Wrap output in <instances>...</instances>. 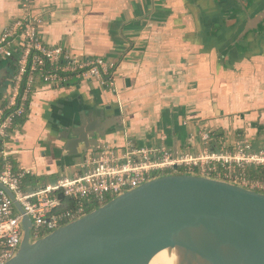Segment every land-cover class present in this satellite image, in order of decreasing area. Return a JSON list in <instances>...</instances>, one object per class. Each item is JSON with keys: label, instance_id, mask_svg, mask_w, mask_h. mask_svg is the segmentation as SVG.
I'll return each mask as SVG.
<instances>
[{"label": "crops", "instance_id": "crops-1", "mask_svg": "<svg viewBox=\"0 0 264 264\" xmlns=\"http://www.w3.org/2000/svg\"><path fill=\"white\" fill-rule=\"evenodd\" d=\"M23 2L0 0V36L23 16ZM31 4L44 19L41 37L49 47L111 60L119 69L106 85L75 79L62 88L37 84L28 114L0 146L2 165L32 170L28 177L37 187L26 186L29 194L75 172L105 145L120 154L132 147L198 155L205 148L202 134L210 133L217 150L246 140L254 152L264 149V0ZM9 77V62L0 60V106L10 95ZM101 113L109 129L98 151H67V130L80 126L84 115Z\"/></svg>", "mask_w": 264, "mask_h": 264}, {"label": "built area", "instance_id": "built-area-1", "mask_svg": "<svg viewBox=\"0 0 264 264\" xmlns=\"http://www.w3.org/2000/svg\"><path fill=\"white\" fill-rule=\"evenodd\" d=\"M23 16L0 36V60L9 61L11 85L7 104L0 106V146L15 132L34 98L37 84L62 88L72 79L108 84L118 74L119 64L104 58L80 55L64 47H49L42 39V16L34 15L31 0L22 3ZM211 134H202L205 148L198 154L166 148L125 147L123 153L111 145L90 154L77 170L33 194L22 189L32 175L30 169H13L0 163V184L14 194L21 213L0 187V264L13 260L20 250L23 221H32L33 242L75 222L110 200L175 172L199 175L232 183L264 194V177L251 178L250 171L264 173V149L254 152L246 140L212 150ZM6 158V152L0 150ZM166 176V175H165ZM60 196H63L61 199Z\"/></svg>", "mask_w": 264, "mask_h": 264}, {"label": "water", "instance_id": "water-1", "mask_svg": "<svg viewBox=\"0 0 264 264\" xmlns=\"http://www.w3.org/2000/svg\"><path fill=\"white\" fill-rule=\"evenodd\" d=\"M106 121L84 115L63 135L66 150L98 151ZM23 229L7 264H151L163 252H175L177 264H264V194L177 168L36 242L29 217Z\"/></svg>", "mask_w": 264, "mask_h": 264}, {"label": "bare ground", "instance_id": "bare-ground-1", "mask_svg": "<svg viewBox=\"0 0 264 264\" xmlns=\"http://www.w3.org/2000/svg\"><path fill=\"white\" fill-rule=\"evenodd\" d=\"M151 264H177L175 252H163L157 255Z\"/></svg>", "mask_w": 264, "mask_h": 264}, {"label": "trees", "instance_id": "trees-1", "mask_svg": "<svg viewBox=\"0 0 264 264\" xmlns=\"http://www.w3.org/2000/svg\"><path fill=\"white\" fill-rule=\"evenodd\" d=\"M215 134H212V140H211V145H212V150H214V151H216L217 149L215 148L216 146H215V144H214V139H215ZM30 177H27L24 181H23V183H22V189H23V191L25 192V193H27V194H29L28 193V191H27V189H26V186H28V185H31V186H35V187H37L36 185H37V182L36 181H34V179L33 178H30ZM46 187V185L45 186H43V187H40V189L38 190V189H35V190H33L32 192H34V191H40V190H42V189H44Z\"/></svg>", "mask_w": 264, "mask_h": 264}]
</instances>
